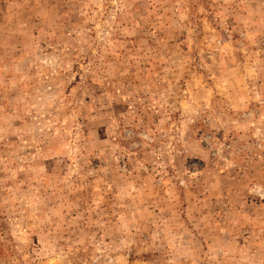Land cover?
Returning a JSON list of instances; mask_svg holds the SVG:
<instances>
[{
	"label": "rangeland",
	"instance_id": "obj_1",
	"mask_svg": "<svg viewBox=\"0 0 264 264\" xmlns=\"http://www.w3.org/2000/svg\"><path fill=\"white\" fill-rule=\"evenodd\" d=\"M0 264H264V0H0Z\"/></svg>",
	"mask_w": 264,
	"mask_h": 264
}]
</instances>
